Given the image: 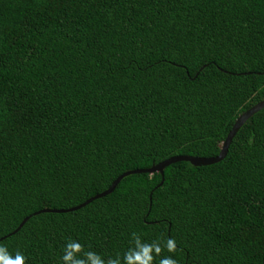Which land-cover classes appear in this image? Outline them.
Listing matches in <instances>:
<instances>
[{"label": "trees", "instance_id": "obj_1", "mask_svg": "<svg viewBox=\"0 0 264 264\" xmlns=\"http://www.w3.org/2000/svg\"><path fill=\"white\" fill-rule=\"evenodd\" d=\"M264 0H0V245L62 264H264ZM27 217L23 225L12 232ZM12 232V233H11ZM176 241L175 252L163 242Z\"/></svg>", "mask_w": 264, "mask_h": 264}, {"label": "clouds", "instance_id": "obj_2", "mask_svg": "<svg viewBox=\"0 0 264 264\" xmlns=\"http://www.w3.org/2000/svg\"><path fill=\"white\" fill-rule=\"evenodd\" d=\"M133 235V246L130 247L123 256V259L117 256L105 262L99 254L88 251L82 256H76V253L82 252V246L76 242H68L64 248V254L60 257L62 264H152L154 257L162 251L161 244L154 242L151 244L143 243L140 237L135 233ZM163 249L168 253L175 252L176 241L172 238L163 242ZM26 257L19 251L10 253L8 248L0 245V264H25ZM159 264H177V261L171 256H165L160 259Z\"/></svg>", "mask_w": 264, "mask_h": 264}, {"label": "water", "instance_id": "obj_3", "mask_svg": "<svg viewBox=\"0 0 264 264\" xmlns=\"http://www.w3.org/2000/svg\"><path fill=\"white\" fill-rule=\"evenodd\" d=\"M263 107H264V98L259 100L256 103H254L253 105H251L248 109H246L245 111H243L242 113H240L236 117L231 129L227 133L225 139L222 141V144H221V147H220L218 154L215 156L200 157V156H192V155H186V154L172 155V156H170V157H168V158H166V159H164V160H162L156 164L151 165L150 167L136 168V169L126 170V171L122 172L112 181V183L110 184V186L107 189H105L104 191H102L100 193L93 195L92 197H89L87 200H85L81 204H78L76 206L66 208V209L44 208V209H41L39 211H36L35 213L44 212V211L64 212V211L77 209V208L87 204L88 202L92 201L93 199L98 198L100 196H103V195L111 192L113 190V188L115 187V185L121 180L122 177H124L125 175H128V174H131V173H139V172L153 173V172L158 171L162 175L163 169L168 164L176 162V161H182V160L183 161H189L193 165H206V164H211V163L220 161L225 156V154L227 152V148L229 146V143H230L232 137L234 136V134L236 133V131L238 130V128L244 123V121L249 116H251L254 112L258 111L259 109H261ZM26 219H27V217H25L12 232L18 230L23 225V223Z\"/></svg>", "mask_w": 264, "mask_h": 264}]
</instances>
